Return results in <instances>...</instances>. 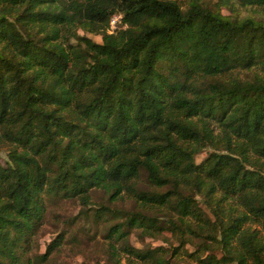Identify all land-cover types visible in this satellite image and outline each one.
<instances>
[{
  "label": "trees",
  "instance_id": "obj_1",
  "mask_svg": "<svg viewBox=\"0 0 264 264\" xmlns=\"http://www.w3.org/2000/svg\"><path fill=\"white\" fill-rule=\"evenodd\" d=\"M238 2L264 16V0ZM2 147L0 264L33 263L47 197L88 205L98 189L138 208L105 206L131 255L169 264L128 235L177 227L201 264H264V17L202 0H0Z\"/></svg>",
  "mask_w": 264,
  "mask_h": 264
},
{
  "label": "rangeland",
  "instance_id": "obj_2",
  "mask_svg": "<svg viewBox=\"0 0 264 264\" xmlns=\"http://www.w3.org/2000/svg\"><path fill=\"white\" fill-rule=\"evenodd\" d=\"M186 6L188 0H178ZM204 5L212 9H219L223 14L233 17L244 18L245 16L264 17L263 12L255 7L243 6L238 0H229L226 3L222 0H202ZM118 17L114 30L120 28L121 15ZM110 28V26H109ZM113 30V28H111ZM81 34L84 32L80 31ZM94 40L101 42V35L85 33ZM254 71L240 70L237 76L251 78ZM211 149L203 150L196 156V161H202ZM7 159V152L4 147L0 148V160L4 163ZM110 195L104 190L92 191L90 202L83 205L77 198H68L60 195L47 197V206L44 218L39 229L32 237L29 251L23 259L31 257L32 264H158L156 261H145L123 250V241H112L108 232L113 225L122 221L115 217L106 207L114 210L115 214H123L128 211L138 210L132 199L127 197L119 198L116 201L109 199ZM199 204L207 210L203 198L198 197ZM103 206L104 215L96 219L98 209ZM106 206V207H105ZM82 210L86 211L81 214ZM58 243L54 245L55 242ZM129 246L139 249L141 252L161 248L159 254L169 264H201L192 255L200 245V239L194 235L187 234L184 242L181 240L179 229H165L161 232L149 235L142 228L137 227L130 231L127 240ZM50 255L43 259L39 258L49 247ZM117 255H113V250ZM203 258L207 251L201 252ZM220 254V253H217Z\"/></svg>",
  "mask_w": 264,
  "mask_h": 264
},
{
  "label": "built area",
  "instance_id": "obj_3",
  "mask_svg": "<svg viewBox=\"0 0 264 264\" xmlns=\"http://www.w3.org/2000/svg\"><path fill=\"white\" fill-rule=\"evenodd\" d=\"M116 15H120V14H115V15L112 17V19H111V21H110V28H109V31H110V32H114V31H115V30H114V28H115V23H116V21H117V19H118V17H117ZM111 28H113V30H112Z\"/></svg>",
  "mask_w": 264,
  "mask_h": 264
}]
</instances>
